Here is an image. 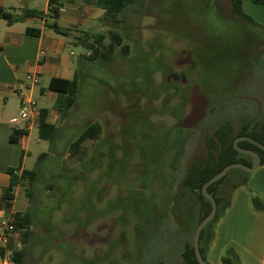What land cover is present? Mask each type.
I'll list each match as a JSON object with an SVG mask.
<instances>
[{"label": "rangeland", "instance_id": "rangeland-1", "mask_svg": "<svg viewBox=\"0 0 264 264\" xmlns=\"http://www.w3.org/2000/svg\"><path fill=\"white\" fill-rule=\"evenodd\" d=\"M120 18L106 26L120 32L127 52L116 46L108 59L77 63V98L56 133L40 138L34 126L22 162L20 151H9L14 173L36 170L13 188V209L33 222L25 264H186L181 252L204 209L180 185L188 161L223 121L264 127V35L229 0H141ZM97 25L91 20L87 29ZM71 49L75 56L87 50ZM94 121L98 136L71 151ZM178 128L179 147H167ZM148 167L158 178L163 171V181H145ZM21 230L10 231L19 243L11 248L22 245Z\"/></svg>", "mask_w": 264, "mask_h": 264}, {"label": "crops", "instance_id": "crops-1", "mask_svg": "<svg viewBox=\"0 0 264 264\" xmlns=\"http://www.w3.org/2000/svg\"><path fill=\"white\" fill-rule=\"evenodd\" d=\"M240 1L243 12L264 27V4L253 0ZM58 3V14L54 17L48 0H0V8L14 18L7 22L0 17V199L10 181L8 168L17 164L16 159L9 160V151H20V161H23L29 132L34 126L38 129L39 109H46L45 121L58 129L61 115L53 106L57 92L48 88V81L53 77L72 78L78 72V64L86 60L84 56L88 50L77 56L72 52L71 45L77 44L75 36L108 29L101 21L104 10L94 0H58ZM27 10L36 11V14L27 13ZM91 20L98 22L96 31L87 29ZM53 22L60 28H68V34L55 31L49 26ZM29 27L38 28L39 32L28 33L26 28ZM29 75L35 76L37 81L32 82L27 77ZM23 96L35 102V112L21 121V129L26 133L11 141V130L18 128L9 119L19 111ZM45 101L51 102L52 106L44 105ZM252 193L264 200V164H259L247 176L246 186L232 192L205 250L208 264H220V258L228 247L236 251L239 264H264V210L252 207ZM13 201L14 198L11 210L0 208V220L5 219V214L6 220H12L15 213ZM10 231L0 229V250H3L0 264H6L8 253L19 248L9 246L11 243L19 244L17 232Z\"/></svg>", "mask_w": 264, "mask_h": 264}, {"label": "trees", "instance_id": "trees-1", "mask_svg": "<svg viewBox=\"0 0 264 264\" xmlns=\"http://www.w3.org/2000/svg\"><path fill=\"white\" fill-rule=\"evenodd\" d=\"M139 1L141 0H94V3L104 10L103 16L101 18L103 24L115 26L120 21H122L120 14L124 11V9L131 4L138 3ZM253 1L264 4V0ZM229 2L231 3L232 11H234L244 20L250 23H256L249 15L243 12L240 0H229ZM58 4V0H48V5L54 17H56L58 14ZM27 13L36 14V11L27 10ZM0 17L6 19L7 22H12L14 20L9 12L4 11L1 8ZM256 25L261 28L264 35V27L260 26L259 24ZM49 26L61 34H68V28H60L55 22L49 24ZM26 31L28 33L37 34L39 29L29 27L26 28ZM106 35L109 36V41L107 44H103V40ZM75 39L77 40V44L83 45L89 51V53L84 56L86 60L96 59L99 56L104 59H108L109 55L113 52L116 46H120L121 52L123 54H125L128 50V44L122 43V36L116 29L108 28L106 32H83V34L75 36ZM79 86L80 79L78 72L75 73L72 78L53 77L48 81V88L57 92V97L53 106L59 112L61 117L65 116L68 110L74 105ZM199 90H201V88H199ZM45 114V108L39 109L38 135L40 138L50 139L56 133L57 128L55 125L45 121ZM99 132L100 123L98 121L89 123L70 142L69 149H71L73 152L78 151V148L81 146L82 142H84L86 139L96 138ZM173 132L174 133H172L167 138L168 142L166 145L170 148H178L182 138L184 137V131L183 129L178 128ZM24 133H26L25 129L13 128L9 134V139L11 141H16L17 137ZM239 135H249L264 144L263 125H260L259 127L253 126L250 128L249 122L245 120L237 129H234L229 121H223L214 129H212L210 134L204 138L203 144L205 150L195 153L188 161L186 171L180 180V185L193 192L195 199L201 206L204 207V209H202V213L199 214L196 219V224L210 210V203L201 192V185L203 182L230 162L239 161L248 165L250 164V156L235 150L233 147V139ZM166 145H163V148H166ZM238 145L257 151L260 155V164H264V151L261 148L247 140H239ZM160 153L162 154V152ZM45 155L46 153L42 152L40 153L39 158ZM177 157L178 155L176 158ZM122 158H124V156H122ZM92 160L94 159H90V161ZM123 160L124 159H122V161ZM111 164L112 162H109L110 167ZM18 166H20V163ZM150 166L152 167L153 165ZM92 167L93 166L89 164L84 169L89 170ZM8 172L10 174V181L3 189L0 199V208L11 205V202L14 198V194L12 192L13 188L20 180L25 178L33 179L36 176V170L34 168H22L19 174L14 173V168H8ZM149 172H151L150 177L148 175ZM154 177L159 181H163V171L161 177L158 178L156 175H153V170H150L148 167L147 175L144 176L143 179L146 181ZM246 181L247 175L245 174V171L238 168H231L226 172V174L207 186V190L215 199L217 209L213 218L202 228L199 234V248L205 261V250L213 237L215 224L227 208L232 192L240 186H246ZM224 187L227 189L225 190ZM251 205L256 210H264V200H262L255 193H252ZM11 222L13 223L14 229H22L20 234L22 245L16 250H11L7 255V258L14 264H25L26 256L32 252V249L35 245V235L32 232L33 222L29 213H21L19 211H16L13 214ZM0 255H3V250H0ZM181 256L184 258L186 264H199L194 254L192 241L184 244ZM153 264L169 263L158 261ZM220 264H239L238 255L234 248L228 247L225 250L220 258Z\"/></svg>", "mask_w": 264, "mask_h": 264}, {"label": "water", "instance_id": "water-1", "mask_svg": "<svg viewBox=\"0 0 264 264\" xmlns=\"http://www.w3.org/2000/svg\"><path fill=\"white\" fill-rule=\"evenodd\" d=\"M239 140H247L259 148H261L264 151V144L253 137L249 135H239L236 136L233 139V147L235 150L247 154L250 156V164H245L243 162H230L226 164L223 168H221L219 171L215 172L213 175H211L207 180L203 182L201 185V192L203 196L209 201L210 203V210L207 212L206 215L203 216V218L196 224L194 232H193V237H192V245L194 249V254L199 262V264H207L206 261L203 259L200 248H199V234L202 230V228L213 218V216L216 213V202L212 194L207 190V186L220 177H222L226 172L231 169V168H238L246 172H252L259 164H260V155L258 154L257 151L251 149V148H245L242 146L238 145Z\"/></svg>", "mask_w": 264, "mask_h": 264}, {"label": "built area", "instance_id": "built-area-1", "mask_svg": "<svg viewBox=\"0 0 264 264\" xmlns=\"http://www.w3.org/2000/svg\"><path fill=\"white\" fill-rule=\"evenodd\" d=\"M32 82H36L37 79L35 76H27ZM35 112V102L27 97V96H23L20 99V108L18 111V116H13L9 119V122L11 124H14L17 126L18 129H21V121L25 120L29 117V115L31 113ZM0 229H7L8 231L13 230V223L9 220L6 219H2L0 220Z\"/></svg>", "mask_w": 264, "mask_h": 264}]
</instances>
